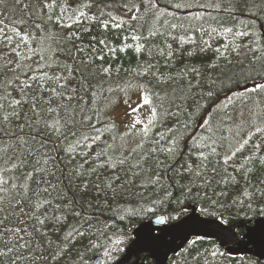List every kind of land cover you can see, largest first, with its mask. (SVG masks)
Returning <instances> with one entry per match:
<instances>
[{"label":"snow or ice","instance_id":"obj_1","mask_svg":"<svg viewBox=\"0 0 264 264\" xmlns=\"http://www.w3.org/2000/svg\"><path fill=\"white\" fill-rule=\"evenodd\" d=\"M246 12L264 13V0H0V264L27 256L32 264H89L97 255L100 264H122L126 248L163 252L159 264L168 252L170 264H264V36L239 20ZM113 29L123 34L111 37ZM218 36L232 39L213 48ZM125 51L145 59L116 86L128 106L121 131L109 115L119 97L109 99L104 84L120 70L106 57ZM160 59L182 67L162 72ZM101 98L103 132L113 142L138 138L129 156L139 159H113L115 145L106 143L88 156L90 173L111 170L95 196L88 180L79 200L48 181L34 191V174L54 175L47 166L56 157L41 151L49 139L84 156L101 139L92 106ZM237 104L258 109H250L254 119L241 112L237 121ZM164 205L170 211L155 218L164 227L154 229ZM125 222L132 228L113 231Z\"/></svg>","mask_w":264,"mask_h":264},{"label":"trees","instance_id":"obj_2","mask_svg":"<svg viewBox=\"0 0 264 264\" xmlns=\"http://www.w3.org/2000/svg\"><path fill=\"white\" fill-rule=\"evenodd\" d=\"M224 5H225V7H228L229 6V0H224ZM208 11L212 12L213 15H216V12L213 11L212 9H209ZM257 16L259 17V19L255 18ZM239 20L243 21L244 24L251 23L253 25L257 35L264 36V13L255 12L254 15H250L249 13L246 12L239 17ZM237 22H239V21H237ZM212 26L216 27L217 25H215L213 23ZM229 26H231V24H229ZM99 31H100L99 29H94L92 34L96 35V34H98ZM122 34L123 33L118 34L117 30L113 29L110 33V36L116 37L117 35H122ZM195 35L197 37H199L200 34L196 33ZM204 39H207V37H204ZM231 39H232L231 36H218L213 41L212 46H213V48H215V47L220 46L221 44H227V43H229V41H231ZM115 42L119 43V40L116 39ZM169 42L171 43V40H169ZM127 43H133V42L131 41V39H129L127 41ZM173 47L174 48L177 47V44L174 43ZM185 47H188V45H185ZM207 55L209 57H211L212 52L210 51ZM60 59H64V58L60 57ZM143 59H145L144 56H142L141 54L135 53L134 51L119 52V53H117V55L115 57H112L111 55H108L106 57L107 63H111L114 69L115 68L120 69L118 73L114 72L113 78L104 84L105 89H108V88L113 89V92L111 94L105 92V95H108L109 99L116 100L117 97L123 96L122 93H119L116 90L117 84H122L124 81H127L130 78V75L133 74L134 71L137 69L138 63H140V61H142ZM233 59H235V57H233ZM204 62H206V61L195 60V61H192L191 63L200 64V63H204ZM69 63H71V61H69ZM222 64H223V61H222ZM158 67L160 68V70L162 72H174L175 73V72H178V70L182 67V65L179 63H173L172 66L166 67L163 59H160ZM218 71L228 72L229 68L222 67V69H219ZM212 76H213V78H215V73H212ZM145 79H147V77H145ZM217 87H219V81H217ZM203 90L204 91L208 90L207 85H205ZM195 91L197 93L196 99L201 104H203L204 101L201 100L199 95H198V93L201 90L196 89ZM177 94L179 95V93H177ZM222 97H223V94H221V98ZM105 103L106 102L101 98V99H98L92 105L94 108H98L101 112V115H99L97 118H95L93 122L96 124L97 128H99L101 130L102 135H101V139L99 141H97V143L95 145H93L91 149H87V152H88L87 156L79 154L81 151L85 150L82 147L77 148L76 151H74L72 153H68V152L64 151L63 148H61V143H64V142H57V141H55L54 137L49 139L48 144H47V148L41 149V151L42 152L46 151L50 155L56 157L55 162L50 163L47 166L52 170L54 175L37 176L34 174V179L32 181L28 182V183H30L31 188L34 191L37 190V184H39V186L41 188L47 187V184H45L44 181H48L51 184L56 185L58 191H61V192L67 191L70 196L75 195V198L77 200H79L80 199V197H79L80 185L83 183L84 180H88V181H90V184L93 186L90 189V191L92 192V195L95 196L94 186L99 184L102 187L103 186V178L105 176L109 175L111 170H100V169H98L97 172L101 173V175L99 177L96 173H90L89 170L94 166L95 161L89 160L88 156H91L94 153L99 152L101 148L105 147L106 143L115 145V151L109 152V154L113 156V159H115L117 157H121V158L122 157H129V163L130 164L135 163V161L137 159H139L138 153H132L129 156V153H131V151L129 153L125 154V153H123V151L121 149L117 148V142H118L119 136H117L116 140L113 142L109 138V134L103 132V128H104L105 124L107 123V117H105L102 114L104 111V104ZM255 111H258V109H255ZM109 115H110V112H109ZM180 119H184V116L181 115ZM169 126H171V124H169ZM163 130L164 129H162V128L157 129V131H163ZM165 135H167V133H165ZM164 143H165V141H161V144H164ZM64 147H67L66 143H64ZM86 160L88 161L87 163H85ZM81 165L83 167L80 168V171L83 173V175L81 177H77V169ZM4 166H9V165H4ZM128 167H129V164L124 165V168H128ZM31 170H32V166L30 164L29 167L27 169H25L24 171L27 172V171H31ZM9 175H12V173H10ZM15 175L18 177V180H17L18 183H21V184L26 183L22 173H15ZM119 175H120L122 180L132 178L131 173L125 172V171H120ZM50 191H51V189H50ZM52 195L55 196L56 192L53 191ZM43 198L44 197H41V199H43ZM33 199H35V197H33ZM113 207H115V205H113ZM77 210H80V209H77ZM49 211L51 212V209H49ZM88 211L91 212L92 210L88 209ZM168 211H170V209H167V205L161 206L157 210V212L154 216L167 215ZM105 215H110V213L105 211ZM100 218L103 219V217H100ZM69 223L70 224L74 223V221L71 217H69ZM134 223H139V222H134ZM132 226H133L132 224H129L127 222L115 223V227L113 228V231H117L119 229H125V230L130 229V228H132ZM53 239H55V237H53ZM34 255H39V252L35 253ZM249 256H251V255H249ZM141 257L144 259L143 264H154V261L151 260L150 258H148L147 256L142 255ZM253 259H255V258L253 257ZM171 260H172V256L169 257L166 264H170ZM23 264H32V256H27L26 259L23 261ZM36 264H44V261L43 260H37ZM48 264H51V261H49ZM61 264H64V262H61ZM89 264H95L94 259L90 260Z\"/></svg>","mask_w":264,"mask_h":264},{"label":"rangeland","instance_id":"obj_3","mask_svg":"<svg viewBox=\"0 0 264 264\" xmlns=\"http://www.w3.org/2000/svg\"><path fill=\"white\" fill-rule=\"evenodd\" d=\"M124 99H125L124 96H120L119 102L115 103L113 110L110 112V116H113L115 118V121L119 125L121 131L124 130L127 124V121L129 119V117L125 115V112L128 110V106L124 103ZM137 99H138V93H132L130 103L134 106L137 102ZM250 109L255 111L253 105L251 104H248V105L237 104L236 110L233 112H230V114L237 121H239L241 119L240 113L243 112V119L253 120L254 117L252 116ZM215 123L216 121L214 120L213 124ZM137 140L138 138L129 136L127 138V142L125 143L124 140H122V138L119 137L118 142H117V148L121 149L123 153L127 154L131 151V149L135 147Z\"/></svg>","mask_w":264,"mask_h":264},{"label":"water","instance_id":"obj_4","mask_svg":"<svg viewBox=\"0 0 264 264\" xmlns=\"http://www.w3.org/2000/svg\"><path fill=\"white\" fill-rule=\"evenodd\" d=\"M159 216V215H157ZM155 217L152 218V221H151V226L154 228V229H158V228H162L164 227L163 225H157L155 224ZM148 221H145V223H147ZM143 254L145 256H147L148 258H150L151 260L154 261V264H159V257H162L163 256V252H161L159 254V257L158 256H153V255H150L147 251H144V252H141V251H138V250H128L126 248V251L125 253H123L121 255V260H122V264H138V260H139V257L140 255ZM172 255L171 252H168L167 253V256L168 258ZM239 255V254H238ZM247 255H252L251 253H248ZM125 257H127L125 259ZM255 258V257H254ZM131 261V262H130ZM167 261V259H165L163 261V264H165ZM95 264H98V257L95 258V261H94ZM142 264V263H140Z\"/></svg>","mask_w":264,"mask_h":264},{"label":"bare ground","instance_id":"obj_5","mask_svg":"<svg viewBox=\"0 0 264 264\" xmlns=\"http://www.w3.org/2000/svg\"><path fill=\"white\" fill-rule=\"evenodd\" d=\"M142 255H143V254H141L140 257H139L138 264H140V263L143 264V263H144V259L141 257ZM168 259H169V258H168ZM168 259H167V261H168ZM167 261H166V263H167ZM166 263H165V264H166ZM98 264H100V257H98Z\"/></svg>","mask_w":264,"mask_h":264}]
</instances>
